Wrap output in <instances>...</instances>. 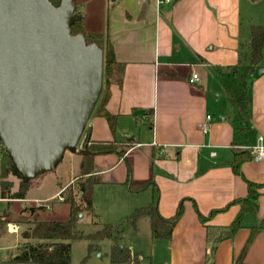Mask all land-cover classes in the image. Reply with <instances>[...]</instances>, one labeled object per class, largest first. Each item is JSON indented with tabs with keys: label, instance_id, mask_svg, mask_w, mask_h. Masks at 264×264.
Instances as JSON below:
<instances>
[{
	"label": "crops",
	"instance_id": "0c3cea01",
	"mask_svg": "<svg viewBox=\"0 0 264 264\" xmlns=\"http://www.w3.org/2000/svg\"><path fill=\"white\" fill-rule=\"evenodd\" d=\"M85 18V32L101 35L103 46L125 65L123 84L111 86L106 106L119 115L117 132L93 114L87 125L91 143L116 141L128 148L122 157L109 153L95 158L99 183L93 189V206L99 218L120 222L149 205L153 187L132 192L126 182L153 180L159 214L172 217L183 200L184 213L171 240H156L158 250L147 255L150 264H207L211 245L195 205L207 217L245 198L248 180L262 185L259 211L243 215V227L218 244L213 264H264V229L248 243L251 228L264 220V160L244 163L243 177L231 167L235 150L264 145V54L261 63L248 70L250 30L264 25V0H105L99 29ZM194 74L199 80L191 83ZM232 75L240 80L239 91H230ZM209 76L220 81L218 97L224 91L230 100V93L244 91L245 77L249 120L242 132L239 112L237 124L228 122L225 110L218 118L209 114L219 108L206 90ZM151 109L152 127L147 114ZM69 154L77 157L79 175L82 155ZM241 214V206L233 204L207 224L227 227ZM146 218L138 221L136 231L141 223L146 225Z\"/></svg>",
	"mask_w": 264,
	"mask_h": 264
},
{
	"label": "water",
	"instance_id": "95a60500",
	"mask_svg": "<svg viewBox=\"0 0 264 264\" xmlns=\"http://www.w3.org/2000/svg\"><path fill=\"white\" fill-rule=\"evenodd\" d=\"M83 18L74 0H0V140L23 182L56 169L67 152H87L79 145L105 55L83 33L71 35Z\"/></svg>",
	"mask_w": 264,
	"mask_h": 264
},
{
	"label": "trees",
	"instance_id": "16d2710c",
	"mask_svg": "<svg viewBox=\"0 0 264 264\" xmlns=\"http://www.w3.org/2000/svg\"><path fill=\"white\" fill-rule=\"evenodd\" d=\"M55 6H59L61 0H49ZM257 1V0H252ZM83 33L85 35L87 44H97L104 51V78L103 90L100 98L93 111L94 116L103 117L109 123V126L115 134L117 132V124L119 115L111 114L107 110V102L111 95V86L117 84L122 86L125 65L117 62L114 58L110 61L113 51L110 47H104L101 35L88 34L85 32L83 20L77 21L71 26V35ZM250 55L248 58V70H253L259 63H261L264 54V25L253 26L250 30V38L248 42ZM246 79L242 77L243 92L230 93V97L234 105L237 107L240 116L241 132L244 130L245 123L249 120L247 106L249 99L246 98ZM149 125L153 126V110L148 111ZM86 136L82 142V160L80 163V173L76 177L75 183L69 185L65 189V202L70 204L71 217L68 221H32V226L22 233V237L27 241L17 249V254L11 259L15 264H69L71 261V240L87 238L93 242H101L106 239L113 238L114 226L105 224L102 229L84 235L74 231L75 225L79 220V214L87 213L93 217H97L93 206V189L99 183V178L94 174L96 169L95 158L98 155L109 153H117L122 157L127 147L123 148L116 141L91 143L89 136V129L86 127ZM0 143L3 146L2 141ZM253 156L250 150H235L234 160L231 162V167L235 175L242 176V165L246 162L252 161ZM8 175H14L21 179V184L18 191L12 192L13 184L7 182L5 178ZM247 184L248 194L243 199H237L221 210L212 211L209 216H203L195 205L199 220L207 229L208 242L211 245L210 254L207 256V264H213L214 255L217 246L220 242L232 239L236 233L243 227L242 217L246 213L256 214L259 211V197L262 185L255 184L245 180ZM29 182H23L22 177L18 173L12 159L6 153L4 146L2 149V156L0 159V199H9L10 202L14 200H22L26 198ZM126 185L132 192H139L149 186L153 187L152 202L144 207L135 209L128 217L126 222L131 224L135 230L138 229V221L142 217L150 218L151 235L154 240H171L173 230L184 213V200L180 202L175 214L170 218H164L159 214L158 201L159 190L153 180L145 182H134L130 178ZM76 189V191H75ZM238 204L241 206L242 214L230 226L227 227H213L208 225L210 217L216 213L225 211L229 206ZM32 215L37 211L36 208H30ZM264 229V220L258 226L251 228L248 243H251L256 235ZM121 233V232H120ZM33 240L34 242H31ZM93 245L90 249H93ZM112 264L128 263L134 259V264H139L138 261L143 259L141 254H133L128 248L119 250L116 246L112 247L110 252Z\"/></svg>",
	"mask_w": 264,
	"mask_h": 264
},
{
	"label": "rangeland",
	"instance_id": "374dc122",
	"mask_svg": "<svg viewBox=\"0 0 264 264\" xmlns=\"http://www.w3.org/2000/svg\"><path fill=\"white\" fill-rule=\"evenodd\" d=\"M104 2L105 0H75L74 4L78 9L76 12L80 11L81 15L89 20L90 27L99 29ZM235 78L233 75L230 78L231 92L236 89L240 90V80ZM219 85V80L209 76L208 86L205 87L208 96L211 100L219 102L216 104L219 105V108L216 107L209 114L218 118L221 111L225 110L224 117H227L228 122L237 124L238 110L224 91L221 97H218L219 93L215 90ZM76 158L75 155L71 156L67 152L56 169L32 179L24 200L10 202L9 199H0V264H15L11 262V259L17 254V249L27 242L22 237V233L32 226V221H68L70 219V204L59 202L55 195L61 188L68 187L78 175ZM5 180L13 184L12 192L18 191L21 179L14 175H8ZM30 208H36L37 211L33 215L26 213ZM95 214L97 213L95 212ZM126 220L127 218L120 222L109 223L99 218L98 214L97 217L85 212L79 214V220L74 228L75 232L83 233L86 236L102 229L105 224H111L114 226L113 238L101 242H93L85 237L71 240V261L69 264H112L110 252L114 246L118 249L120 247L128 248L133 254H141L144 259L140 257L138 263L150 264V258L147 255L153 250H158L159 245L157 244L160 243L155 245L156 240L151 237L149 218H146V225L141 223L140 231H136ZM11 225L16 227V230H13ZM91 245L94 246L93 249H90ZM134 263L135 261L132 259L126 264Z\"/></svg>",
	"mask_w": 264,
	"mask_h": 264
},
{
	"label": "built area",
	"instance_id": "2783aa9c",
	"mask_svg": "<svg viewBox=\"0 0 264 264\" xmlns=\"http://www.w3.org/2000/svg\"><path fill=\"white\" fill-rule=\"evenodd\" d=\"M165 1H169V0H165ZM198 80H199L198 75L194 74L190 81H191V83H194V82H196ZM208 120H210V116L207 117V121ZM202 131L205 134L209 131V123H205L204 124V126L202 127ZM262 139L263 138L260 137V140H262ZM82 146H83L82 143H80L79 148L82 149ZM2 149H3V146L0 143V159H1V156H2ZM249 150H250V152H251V154L253 156V160L254 161L260 162V161L264 160V145L253 147V148H250ZM64 192H65V189H63L60 193L57 194L56 199H58L59 202H64L65 201ZM14 230H16V228H14Z\"/></svg>",
	"mask_w": 264,
	"mask_h": 264
}]
</instances>
